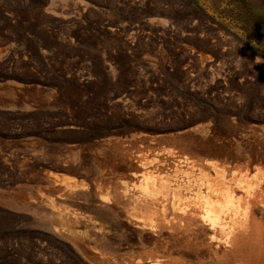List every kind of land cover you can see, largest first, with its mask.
Segmentation results:
<instances>
[{
  "label": "rangeland",
  "instance_id": "rangeland-1",
  "mask_svg": "<svg viewBox=\"0 0 264 264\" xmlns=\"http://www.w3.org/2000/svg\"><path fill=\"white\" fill-rule=\"evenodd\" d=\"M49 1L0 0V264H69L36 236L32 218L8 203L42 185L34 178L43 166H34L29 145L40 142L39 159L55 157L61 121L99 128L125 120L127 114L112 112L110 103L156 112L168 103L208 110L244 102L253 103L248 113H264V0ZM135 130L123 136L133 139ZM43 133L57 140L48 143Z\"/></svg>",
  "mask_w": 264,
  "mask_h": 264
},
{
  "label": "bare ground",
  "instance_id": "bare-ground-1",
  "mask_svg": "<svg viewBox=\"0 0 264 264\" xmlns=\"http://www.w3.org/2000/svg\"><path fill=\"white\" fill-rule=\"evenodd\" d=\"M57 2L68 4H50ZM168 104L146 112L110 103L128 121L99 128L61 121L53 158L39 159L40 142H25L34 166H43L34 178L42 185L34 195L11 196L10 208L32 218L36 236L69 264H264V113H248L253 103L244 102L208 110ZM128 128L137 129L133 139L123 136ZM43 138L57 140L47 133Z\"/></svg>",
  "mask_w": 264,
  "mask_h": 264
}]
</instances>
